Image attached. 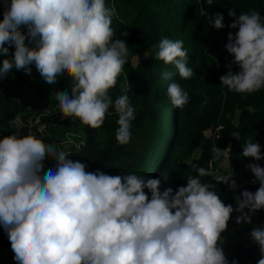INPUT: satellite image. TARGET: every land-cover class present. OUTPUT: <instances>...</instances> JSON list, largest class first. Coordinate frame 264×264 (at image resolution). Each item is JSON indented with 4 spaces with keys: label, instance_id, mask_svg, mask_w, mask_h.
<instances>
[{
    "label": "clouds",
    "instance_id": "1",
    "mask_svg": "<svg viewBox=\"0 0 264 264\" xmlns=\"http://www.w3.org/2000/svg\"><path fill=\"white\" fill-rule=\"evenodd\" d=\"M0 13V80L13 69L30 76L33 64L49 86L66 76L71 83L55 93L61 117L97 129L112 107L118 117L116 143L128 144L135 108L127 90L114 101L109 94L130 50L112 27L113 19H119L115 7L106 0H0ZM227 14L235 17L228 27L236 31L228 32L223 46L225 59L231 60L220 85L240 94L258 92L264 88V17L256 10L237 15L233 7ZM205 19L216 29L225 27L222 12ZM127 36L126 30L119 31V37ZM153 47L156 60L173 65L181 79H191L194 72L187 66L183 40L164 37ZM233 64L239 71H232ZM162 75L171 79L173 73ZM166 94L175 108L189 102L188 92L175 81ZM231 136L240 139L238 131ZM241 149L242 157L264 158L259 142L247 140ZM211 152L230 171L221 175L212 167L191 164L195 175L174 189L160 176L89 171L86 161L72 159V152L30 131L3 135L0 227L15 264H238L236 257L229 261L226 256L222 233L233 212L238 213L236 224L251 225L253 215L264 209V167L246 165L254 177L251 182L259 187L235 195L233 206L215 190L219 184L238 187L231 146L213 145ZM46 160L50 167L45 168ZM206 176L215 183L202 181ZM249 237L258 245L256 264H264V226L252 227Z\"/></svg>",
    "mask_w": 264,
    "mask_h": 264
},
{
    "label": "trees",
    "instance_id": "2",
    "mask_svg": "<svg viewBox=\"0 0 264 264\" xmlns=\"http://www.w3.org/2000/svg\"><path fill=\"white\" fill-rule=\"evenodd\" d=\"M106 5L115 7L118 13L119 19L114 18L112 24L118 38L124 39L129 49L146 51L148 55L136 66L127 62L116 86L109 90L113 101L127 90L135 108L131 141L126 145L116 143L118 125L115 121L118 117L112 107L109 108L111 115L105 117L100 128L92 129L79 120H63L51 127L50 135L48 133L41 139L59 146L62 134L73 132L80 126L85 137L79 138L82 141L79 149L68 151L72 152V159L86 161L89 171L101 169L113 175L131 171L142 176H160L165 186L174 189L185 185L187 176L195 175L191 164L205 168L214 166L211 160L213 141L205 137V131L217 124L220 131L214 145L222 149L231 146L230 160L235 169H242L252 160L241 155L245 141L259 142L261 153H264V88L255 93L240 94L228 91L219 80L220 75L228 71L225 64L231 60V57L225 59L228 54L223 47L227 34L236 31L228 27L235 17H229L227 9L235 8L237 15L256 10L264 17V0H212L211 5L207 4V0H106ZM217 11L224 16L223 29L214 28L205 19L207 14ZM123 28L128 32L127 37H119ZM21 30L26 29L22 27ZM164 37L184 41L189 56L187 66L194 72L191 79H181L173 65L154 58L153 46ZM12 51L9 48V56ZM30 67V76L23 70L13 69L7 78L0 80V137L17 130L28 133L31 109L37 103L47 107L52 118L58 119L60 115L55 93L64 91L71 81L65 76L56 85L49 86L35 65ZM232 71H239L238 66L233 64ZM163 73L173 75L171 79H165ZM172 81L179 83L189 94V102L183 108H175L166 94ZM236 112L239 115L237 124L228 119L221 122L223 116ZM17 118H21L26 125L15 126ZM46 119L51 120L49 117ZM259 121L262 123L257 134H251L252 127H256ZM237 131L240 133L239 141L231 136ZM199 144L203 145V151L189 165V157ZM51 164L49 162L45 168ZM201 179L215 183L210 176ZM245 189L255 191L257 187ZM215 190L225 203H231L226 185L219 184ZM252 221L251 225H244L246 234H241L234 219L228 222V230L222 233V245L224 251L230 253L229 261L236 257L238 264H256L258 245L252 243L249 233L252 227L264 226V209L256 212ZM10 259H13L10 243L0 227V264H15L10 263Z\"/></svg>",
    "mask_w": 264,
    "mask_h": 264
},
{
    "label": "built area",
    "instance_id": "3",
    "mask_svg": "<svg viewBox=\"0 0 264 264\" xmlns=\"http://www.w3.org/2000/svg\"><path fill=\"white\" fill-rule=\"evenodd\" d=\"M40 105L41 106L35 107L33 110H31V112H32V116L31 117L33 118V120L31 118V121L28 122L27 132H29V128H31L32 125H34V122L35 123H38L40 121V118L50 117L52 119V121L55 120L56 122H60V121H63V120H67V118H62L61 117V114L58 116V119L52 118V115L50 114V112L47 109V107H45L42 104H40ZM32 121H34V122H32ZM47 126L44 124L43 127L45 128V132L43 134H41L39 132L37 133L38 134L37 136L39 138L46 136V133L48 132V129H49V127L47 128ZM17 131H19V130H17ZM219 131H220V126L217 124V125L209 128L207 131H205V137L212 139L213 145H214V139L218 137ZM31 133L34 134L35 131H32ZM76 139H78V141H80L79 138H76ZM62 143H63V140L61 139L60 145ZM79 147H80V144H76L73 148H75V150H77V149H79ZM65 151H68V150H65ZM201 152H202L201 149L198 150V151H195L190 156V158H189L190 161H188V164L190 165V162H191L192 159L198 158L200 156ZM211 160L214 163V166L212 168L216 169L218 171V174L224 175L228 171H230V169H228L226 167H223L221 165V163H220L219 160H213V153L211 155ZM49 162H51V161L46 160L45 161V166L48 165ZM261 167H264V165H261ZM231 168H232V170L234 172V179L236 180L238 187L236 189H229L227 187V185H226V193H228L231 196V198H232L231 203L233 204V206H235V200H234V196L235 195H239L242 190H244L245 188L250 187V186H254V187H257L258 188L259 187V183L257 182V183L254 184V183L251 182L254 177H253V174L250 172V170L246 168V165L242 169H239L238 170V169H235L233 163L231 162ZM236 215H238V213L233 212L232 216H233V219L234 220H235V216ZM242 224L243 223L237 224V226H238L239 231L241 232V234H246L244 232V229L245 228L242 227ZM9 262L10 263H15L13 259H10Z\"/></svg>",
    "mask_w": 264,
    "mask_h": 264
},
{
    "label": "rangeland",
    "instance_id": "4",
    "mask_svg": "<svg viewBox=\"0 0 264 264\" xmlns=\"http://www.w3.org/2000/svg\"><path fill=\"white\" fill-rule=\"evenodd\" d=\"M122 31H125V28H123L122 29ZM145 54L147 55V52L146 51H140V52H136L133 48H131L130 47V50H129V53H128V62H129V64L131 65V66H136L137 65V63H136V55L139 57V62L140 61H142V60H144V59H146L147 57L145 56ZM125 83V82H124ZM38 106H41L40 105V103H37V105H34L33 107H32V109L31 110H33L35 107H38ZM50 118V117H49ZM238 118H239V115H238V113L236 112L235 114H233V115H226V116H223V118L221 119V122H225V121H223V120H226V119H228V120H230L231 122H233L234 124H237L238 123ZM32 120H33V118H32ZM73 121V122H76V121H78V119H74V118H67V120H65V121ZM68 121V122H69ZM32 122H34V121H32ZM40 122V123H39ZM38 123H35L34 122V125H32V127L31 128H29V131L30 132H32V131H35V135H38L37 133H38V129L39 128H41V126L43 127L44 126V124L47 126V128L49 127V130H48V132L46 133V135H48V133L49 132H52V128L51 127H53V126H55L56 124H58L59 125V122H56L55 120L54 121H52V119L51 120H49V119H46V117H44V118H40V121H39ZM218 122V121H217ZM261 123H262V121H259L258 123H257V126L256 127H252V129H251V131H250V133L251 134H253L254 135V133H256L257 134V131H258V128L260 127V125H261ZM14 125L16 126H18V127H20V126H25L26 124L25 123H23V121H22V119L21 118H18L16 121H15V123H14ZM77 130V131H76ZM75 131H70V132H68V133H65V134H62L61 136H60V138L63 140V143L59 146V148H62L63 150H70L71 148H73L76 144H81V139H80V141H78V139H76V138H84L85 136H84V133H83V131L81 130V128H80V126H79V128L77 127V129H76ZM49 135H50V133H49ZM76 135V136H75ZM59 138V137H58ZM263 138H264V135H263ZM60 139V140H61ZM78 141V142H77ZM201 145V146H200ZM201 149V151H203V145L202 144H199L198 146H197V148H195V150H194V152L195 151H198V150H200ZM193 152V153H194ZM192 153V154H193ZM191 154V155H192ZM262 154V156H264V153H261ZM190 158V157H189ZM252 159V158H251ZM249 163H258L260 166L261 165H264V158H262L261 160H259V161H254L253 159L249 162Z\"/></svg>",
    "mask_w": 264,
    "mask_h": 264
},
{
    "label": "crops",
    "instance_id": "5",
    "mask_svg": "<svg viewBox=\"0 0 264 264\" xmlns=\"http://www.w3.org/2000/svg\"><path fill=\"white\" fill-rule=\"evenodd\" d=\"M17 119H18V118H17ZM17 119H16V120H17ZM16 120H15V121H16ZM15 121H14V123H15ZM16 126H17V125H16ZM244 225H245V224H242V227H243V228H244ZM222 247H223V245H222ZM224 252H225V251H224ZM225 254H226L227 257H229V255H230L229 252H225Z\"/></svg>",
    "mask_w": 264,
    "mask_h": 264
}]
</instances>
